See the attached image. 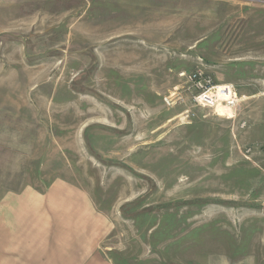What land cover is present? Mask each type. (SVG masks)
<instances>
[{"label":"rangeland","instance_id":"obj_1","mask_svg":"<svg viewBox=\"0 0 264 264\" xmlns=\"http://www.w3.org/2000/svg\"><path fill=\"white\" fill-rule=\"evenodd\" d=\"M196 68L235 116L191 107ZM58 180L112 264H264V4L0 0V198Z\"/></svg>","mask_w":264,"mask_h":264},{"label":"crops","instance_id":"obj_2","mask_svg":"<svg viewBox=\"0 0 264 264\" xmlns=\"http://www.w3.org/2000/svg\"><path fill=\"white\" fill-rule=\"evenodd\" d=\"M106 224L87 192L62 180L7 193L0 198V264H112L99 247Z\"/></svg>","mask_w":264,"mask_h":264},{"label":"clouds","instance_id":"obj_3","mask_svg":"<svg viewBox=\"0 0 264 264\" xmlns=\"http://www.w3.org/2000/svg\"><path fill=\"white\" fill-rule=\"evenodd\" d=\"M208 84L209 87H205L203 83L197 85L202 91L191 97V107H198L202 110L208 109L211 114H215L218 118L235 116L239 101L235 99L234 85L231 83L211 85V81H208Z\"/></svg>","mask_w":264,"mask_h":264},{"label":"built area","instance_id":"obj_4","mask_svg":"<svg viewBox=\"0 0 264 264\" xmlns=\"http://www.w3.org/2000/svg\"><path fill=\"white\" fill-rule=\"evenodd\" d=\"M178 78L183 82L185 86L184 88L185 92L188 93L189 95L188 97L190 98L191 103H192L191 97L193 95L199 94L202 91V89L197 87V85L203 83L205 87H209L210 85L208 84V81H211V85H216L211 75L208 74L206 70L203 68H196L193 71H181L178 73ZM235 99L238 101L236 91H235ZM225 103H228V101H225ZM167 104L169 105V103Z\"/></svg>","mask_w":264,"mask_h":264}]
</instances>
